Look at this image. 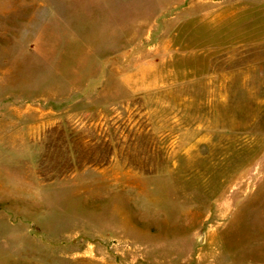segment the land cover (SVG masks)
<instances>
[{
  "label": "rangeland",
  "instance_id": "374dc122",
  "mask_svg": "<svg viewBox=\"0 0 264 264\" xmlns=\"http://www.w3.org/2000/svg\"><path fill=\"white\" fill-rule=\"evenodd\" d=\"M0 264H264V0H0Z\"/></svg>",
  "mask_w": 264,
  "mask_h": 264
},
{
  "label": "water",
  "instance_id": "95a60500",
  "mask_svg": "<svg viewBox=\"0 0 264 264\" xmlns=\"http://www.w3.org/2000/svg\"><path fill=\"white\" fill-rule=\"evenodd\" d=\"M199 242H202L203 241V237L201 236V237H199Z\"/></svg>",
  "mask_w": 264,
  "mask_h": 264
}]
</instances>
